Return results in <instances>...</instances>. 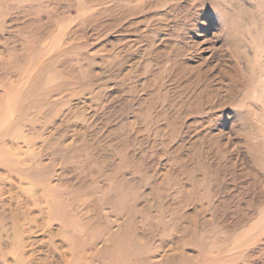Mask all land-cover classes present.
Segmentation results:
<instances>
[{"label": "rangeland", "instance_id": "rangeland-1", "mask_svg": "<svg viewBox=\"0 0 264 264\" xmlns=\"http://www.w3.org/2000/svg\"><path fill=\"white\" fill-rule=\"evenodd\" d=\"M0 264H264V0H0Z\"/></svg>", "mask_w": 264, "mask_h": 264}, {"label": "bare ground", "instance_id": "bare-ground-1", "mask_svg": "<svg viewBox=\"0 0 264 264\" xmlns=\"http://www.w3.org/2000/svg\"><path fill=\"white\" fill-rule=\"evenodd\" d=\"M239 70H241V69H239ZM240 72L241 71H238V74L233 76V82L236 84H239V86H241V84H245L247 82V79L244 77L245 75L240 73Z\"/></svg>", "mask_w": 264, "mask_h": 264}]
</instances>
